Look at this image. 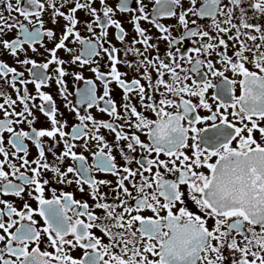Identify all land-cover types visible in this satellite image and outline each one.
I'll return each instance as SVG.
<instances>
[{
  "label": "snow or ice",
  "instance_id": "obj_1",
  "mask_svg": "<svg viewBox=\"0 0 264 264\" xmlns=\"http://www.w3.org/2000/svg\"><path fill=\"white\" fill-rule=\"evenodd\" d=\"M96 2L7 0L9 14L18 16L0 12V49L30 65L31 75L24 79V72L0 60V80L16 93L13 99L0 88V264H264V24L253 22L264 18V0H153L151 12L145 0H134L136 7L133 0H117L115 8ZM80 11L92 18L84 22L89 39L77 30ZM45 12L52 28H45ZM117 12L133 14L137 35L130 42L114 19ZM141 21L162 35H149ZM109 28L122 48L107 40ZM13 30L15 38L5 39ZM70 37L82 46L79 54L68 46ZM153 39L167 43L163 56ZM37 44L48 53L46 62L28 58ZM61 50L69 60L58 56ZM102 54L106 72L95 59ZM66 63L96 65L90 71L103 94L88 80L78 103L98 108L108 120L73 106L79 123L66 131L53 96L41 91L55 65L56 83L66 92ZM129 72L135 73L130 80ZM113 83L124 94L119 105L111 98ZM37 111L49 127L35 126ZM22 124L28 130H17ZM101 129L113 135L111 142ZM26 141L37 150L32 159ZM52 184L76 185L80 193L87 186L93 203L72 191L58 193Z\"/></svg>",
  "mask_w": 264,
  "mask_h": 264
},
{
  "label": "flooded vegetation",
  "instance_id": "obj_2",
  "mask_svg": "<svg viewBox=\"0 0 264 264\" xmlns=\"http://www.w3.org/2000/svg\"><path fill=\"white\" fill-rule=\"evenodd\" d=\"M11 2L13 3V5H15L16 0H11ZM108 4L112 7L115 8L117 0H107ZM188 0H185V4H187ZM145 3L148 5L147 7V11L151 12L152 9L155 7V4L153 2V0H145ZM7 0H0V12H2L4 14L5 17H8L9 15L11 16H18L17 13L13 12L11 14H9V12L7 11ZM22 4H23V0H22ZM95 7L99 8L100 4H99V0H97L96 4L94 5ZM132 7H136V4L133 0V2L131 3ZM251 9H249V15H251ZM132 13H119L117 12L116 15L114 16V19H118L122 26L125 28V30L128 32V37L126 38L128 42H130L132 40V38L134 36H136L137 34L134 31L133 25L130 23V19L132 17ZM77 17L78 19L81 21V23L77 26V30L80 32L81 37L85 38V39H89L92 37V33H89L87 31V28L84 26V22L91 20L92 18L90 16H87L83 11H80L77 13ZM45 23V28H52L53 25L50 22L49 19V13L45 12L43 17ZM19 19L21 21H23V17H19ZM161 22L164 23L165 25H171V24H175L176 21L174 19H166V18H161ZM253 22H258L261 24H264V18H261L259 16L256 17V19ZM24 23L27 24V21H24ZM60 24L63 25L64 21L60 20ZM141 26L145 29L148 30V34L152 35L154 38L155 37H159L162 34L149 22L147 21H141ZM94 27H96L94 25ZM30 30H34V26L33 25H29ZM61 29L57 28V32L58 35L60 34ZM109 35L107 37V40L111 42V44L115 45L117 48H122L123 45H121L114 36L115 33V29L114 28H109ZM100 32L99 27H96V35H98ZM179 33L175 30H173L172 35L176 36ZM17 35V31L13 30L11 33H9L7 36H5V39H12L15 38V36ZM74 40V37H70V41L68 42V46L74 48L76 51L74 52V54H79L80 50L82 49V46L77 42L75 44L71 43V41ZM44 44L47 45L48 48L53 47V44L51 42L48 41L47 37L43 38ZM152 43H158L159 44V55L163 56L165 53V50L168 48V45L165 41L163 40H156L153 39ZM105 47H108V44L104 45ZM27 47V45L25 46ZM38 52L37 53H32L31 51H29L27 53L28 58H32L35 59L37 61V63H43L46 62L47 59H49L50 57L48 56V53L45 52V49L43 47H41L39 44L36 45ZM137 47H140V45H137ZM182 47H191V45L189 43H185V45H183ZM143 50V49H141ZM0 60L6 62L7 64H9V66L11 67H16L18 71H22L24 72V79H31V75L28 73L27 71V66H21L20 64H18L15 60V58H13L11 55L3 52L2 49H0ZM40 53H43L44 55H40ZM152 55H155L156 53L153 52L151 53ZM229 54H231V52H229ZM58 56L65 59L66 61L70 59L69 54H67L66 52H64L63 50L58 52ZM21 60L26 58L25 55L23 53L20 54L19 57ZM213 59H215V57H212ZM98 62H99V67L101 69V71H107V62H108V57L106 55H103L101 57H96L95 58ZM129 59H134V57H129ZM96 65H91V66H83L81 67L79 64H70V63H66L64 65L65 70L68 72V75L66 77H64V81H65V86H66V92L64 94H61L60 92V85H58L56 83V73L54 71L55 69V65L50 66V68L48 69V74L52 76V80L48 82L47 85L43 86L41 91H44L46 93H49L53 96L55 102H56V106L59 110V113L62 114V116L58 115V119H62L67 121L68 124V128L66 129V131L71 130V128L73 126H75V124L79 123V120L77 118V115L75 112L71 111V108L74 106L78 109H80V113L84 114V113H91L92 115H94L95 117H97L98 119H103V120H108L109 117L106 114H102L99 112L98 108H92V109H88L87 106H83L81 107V105H79L78 101H79V96H78V90H83L86 87V81L88 80H93L96 83L97 86V95H102L103 94V85L101 84L100 81H97L95 78V75L93 72L90 71V67H95ZM217 67H219V65H217ZM120 71H127V69L121 67ZM76 74H80L84 77V80H77L75 78ZM135 75L134 72H129V76L127 77V79H131L133 76ZM10 78V77H9ZM167 78V77H166ZM143 83V81H142ZM17 87H20L21 89L23 88V85L17 84ZM28 90L30 93H32L33 95L36 94V89L34 87V85L29 84L27 85ZM111 89H112V99H114L116 101V103L119 105L121 103L122 97H123V91L115 84H111L110 85ZM0 88L5 89L7 91L8 94H10L12 96L13 99L16 98V93L15 91L8 87L5 82L3 80H0ZM237 94H239V92H237ZM65 95L67 96V99H65ZM0 102H3L2 100H0ZM37 104L41 103V101L39 99H37L36 101ZM101 106H103L101 104ZM137 107H139V105H137ZM17 111H19L20 109L17 108ZM201 114H205L203 111L201 112ZM2 115V114H0ZM37 116H39V121L36 123V127L40 128V127H49L50 125L47 122V118L44 117L42 114H40L38 111L36 113ZM89 128H91V122H89L88 124ZM20 129H24V130H28V126L26 124H22L17 126V130ZM133 131H135L133 129ZM101 134L105 135L106 139L111 142L113 140V135L108 133L107 130L101 129ZM59 139V137H58ZM142 139H144V137L142 136ZM6 140H7V134H6ZM26 143L29 146L31 155L29 156V159H32L35 157L36 155V148L35 146L31 143L26 141ZM45 143L46 144H50L51 140L48 138H45ZM73 143H76L78 145L82 144L83 141H73ZM92 144V150L95 151V142H90ZM63 149V145L61 144L60 149H58V151ZM77 152L82 151L81 148H77L76 149ZM86 156H88V161L89 163L92 162V157L88 152L84 153ZM48 160L49 162L52 161V156L49 154L48 155ZM117 162L118 164H123L124 161L119 157V155L117 154ZM72 163V161L70 159H68L66 161V164H70ZM133 167H135V165H133ZM23 170V169H22ZM46 177H51V173H46L45 174ZM97 178H103V179H109V180H113V183H115V178L112 176H105L104 174H96ZM51 187H54L57 189V192L59 193L60 190H64V191H72L74 192L75 196L77 199L79 200H86L88 201L89 204H92L93 201L91 200V198L88 196L87 194V186L86 190L84 193H80L77 190V186L76 185H71V186H62V185H58V184H52ZM102 191L107 192L108 189L104 188L102 189ZM46 195L49 196L51 193L48 192L46 193ZM6 199H10V200H15L14 197H6ZM25 200H28L29 203L32 204L33 207H36V202L34 200H29V198L27 196H25ZM15 203L17 204V206L22 205L23 201L20 200H15ZM80 253H76V255H79Z\"/></svg>",
  "mask_w": 264,
  "mask_h": 264
}]
</instances>
